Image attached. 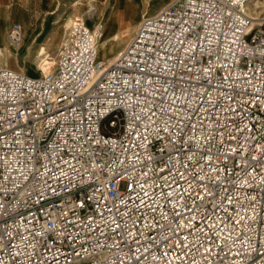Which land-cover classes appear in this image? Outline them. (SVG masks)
<instances>
[{
    "label": "built area",
    "instance_id": "built-area-1",
    "mask_svg": "<svg viewBox=\"0 0 264 264\" xmlns=\"http://www.w3.org/2000/svg\"><path fill=\"white\" fill-rule=\"evenodd\" d=\"M251 1L173 0L111 64L76 17L44 74L0 65V264H264Z\"/></svg>",
    "mask_w": 264,
    "mask_h": 264
},
{
    "label": "rangeland",
    "instance_id": "rangeland-1",
    "mask_svg": "<svg viewBox=\"0 0 264 264\" xmlns=\"http://www.w3.org/2000/svg\"><path fill=\"white\" fill-rule=\"evenodd\" d=\"M172 1L0 0V27L2 28L0 36L2 31L5 33V44L0 42V48L6 46L11 51L8 57L3 56L0 60L4 64L6 63L8 67L22 71L25 69L26 73L28 70H32L28 72L31 75L47 72L53 66L63 36L70 27L66 26L68 20L73 18L75 22L76 17H83L90 25L100 20L103 22L104 32L101 40L106 38L113 39V34L125 31L128 24L131 23L132 30L127 34L125 43L120 45L110 42L108 47L104 49L99 47L101 58L111 61L122 52L130 38L135 35L138 23L143 17L155 14L160 8ZM144 14L146 15L144 16ZM15 21L23 25V38L19 45H15L9 35L10 25ZM27 40L33 43V48L27 53L25 62H23L17 60L15 50L17 49L16 47L22 49ZM40 45H45L50 54L49 58L41 66V55L36 53Z\"/></svg>",
    "mask_w": 264,
    "mask_h": 264
},
{
    "label": "bare ground",
    "instance_id": "bare-ground-1",
    "mask_svg": "<svg viewBox=\"0 0 264 264\" xmlns=\"http://www.w3.org/2000/svg\"><path fill=\"white\" fill-rule=\"evenodd\" d=\"M249 14L252 18V22H251V28L254 27L257 23H259L260 21H262L264 19V0H253L249 3ZM146 14H144L145 16ZM143 17V16H142ZM74 23L73 18H70L66 24V26H71ZM1 27H0V31H1ZM132 30L131 28V23L128 24V27L125 29V31H122L121 33H115L113 34V39L112 38H106V39H102L101 42L99 43V47L101 49H104L106 47H108V43L112 42L114 44H120L122 45L123 43H125V41L127 40V34L129 33V31ZM67 32L64 34L63 39L61 41V43L65 40L66 36H67ZM133 38V36L130 38V40L128 41V43L131 41V39ZM5 33L4 31H2V35L0 36V42L5 44ZM115 40V42H113ZM127 43V44H128ZM21 44V43H20ZM126 44V45H127ZM3 45V44H2ZM33 46V43H31L29 40H27L23 46V48L21 49L20 47H16L17 49L15 50V57L17 58V60H21L23 62H25V57L27 55V53L30 52L31 48ZM126 47V46H125ZM124 47V48H125ZM99 48V49H100ZM123 51V50H122ZM111 52V51H110ZM11 53V51L9 50V48H7L6 46H3L0 48V58L1 57H8V54ZM36 53H39L41 55V62H40V66L42 65V63L47 60L50 56L47 47L45 45H40L39 48H37ZM108 53V51H107ZM122 53V52H121ZM120 53V54H121ZM38 54V55H39ZM119 54V55H120ZM119 55L115 56V58H113L111 61H107L108 64H111ZM37 57V56H36ZM99 57L101 58L100 54ZM103 59V58H101ZM105 60V59H103ZM0 65L2 66H8L6 63L4 64V62L2 63V61L0 60ZM39 66V65H38ZM23 69V68H22ZM23 71L25 72V69H23ZM32 70H28V72H31ZM40 71V70H39ZM40 73V74H36L37 76L44 74Z\"/></svg>",
    "mask_w": 264,
    "mask_h": 264
}]
</instances>
